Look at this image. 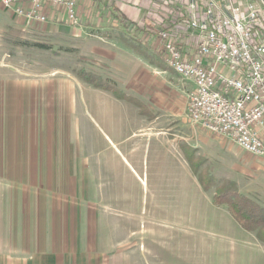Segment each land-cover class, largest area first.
Listing matches in <instances>:
<instances>
[{
	"label": "rangeland",
	"instance_id": "obj_1",
	"mask_svg": "<svg viewBox=\"0 0 264 264\" xmlns=\"http://www.w3.org/2000/svg\"><path fill=\"white\" fill-rule=\"evenodd\" d=\"M120 1L115 4L132 23L130 31L113 19L104 0H90L81 13L78 9L77 26L54 15L65 16L61 9H44L42 23L7 10L0 0L2 264L8 252L17 253L23 246L31 251H38L40 243L49 251L72 246L81 252L87 242L102 244L107 237L117 238L103 228L98 234L87 231L90 221L92 229L96 207H103L104 112L117 115L122 129L135 130L138 141L167 138L174 142L176 159L190 147L204 161L191 179L206 173L216 181L207 190L213 195L221 187L235 185L239 195L264 209V157L251 155L193 123L187 115L191 84L168 68L150 65L122 42L134 43L138 38L148 55L161 64L156 57L159 27L155 21L165 20L166 12H152V0L130 9ZM78 70L138 99L152 119L85 84L75 76ZM89 164L98 176L87 175ZM215 206H221L224 215L229 212L226 205ZM104 220L111 226V219ZM131 221L126 224L128 230L134 229L135 219ZM129 241L133 243V238Z\"/></svg>",
	"mask_w": 264,
	"mask_h": 264
},
{
	"label": "crops",
	"instance_id": "obj_2",
	"mask_svg": "<svg viewBox=\"0 0 264 264\" xmlns=\"http://www.w3.org/2000/svg\"><path fill=\"white\" fill-rule=\"evenodd\" d=\"M145 1L120 3L130 9ZM77 3L81 13L91 2ZM20 4L29 8L27 0ZM54 15L65 18L57 12ZM104 113L103 207H96L92 229L90 221L87 231L98 234L104 229L117 238L107 237L102 244L87 242L81 252L72 246L56 251L46 250L41 243L38 251L23 246L17 253L8 252L4 264H264V243L240 227L228 211L224 215L221 206L214 205V195L204 191L196 177L191 179L185 150L176 159L174 142L167 138L138 141L135 130L121 128L117 115ZM87 169L89 177L99 175L92 173L90 164ZM104 219H111V226ZM133 219L134 229H126ZM128 235L133 236L129 237L133 243ZM2 261L0 254V264Z\"/></svg>",
	"mask_w": 264,
	"mask_h": 264
},
{
	"label": "built area",
	"instance_id": "obj_3",
	"mask_svg": "<svg viewBox=\"0 0 264 264\" xmlns=\"http://www.w3.org/2000/svg\"><path fill=\"white\" fill-rule=\"evenodd\" d=\"M2 0L7 10L45 22L44 9L79 24L77 0ZM163 64L193 85L187 115L245 152L264 157V0H152ZM157 18V16H155Z\"/></svg>",
	"mask_w": 264,
	"mask_h": 264
},
{
	"label": "trees",
	"instance_id": "obj_4",
	"mask_svg": "<svg viewBox=\"0 0 264 264\" xmlns=\"http://www.w3.org/2000/svg\"><path fill=\"white\" fill-rule=\"evenodd\" d=\"M104 6L112 15L113 19L121 23L125 29L132 30V23L125 17V14L120 8L116 7L117 0H104ZM143 33H145L143 31ZM123 38V37H122ZM121 38V39H122ZM134 38V37H133ZM135 40V41H134ZM134 43L130 40L122 39V42L130 48L133 52L144 57L150 65L159 69L165 68L159 53L156 57L162 62L158 63L152 56L148 55L147 50L142 47L138 38L133 39ZM166 70V69H165ZM75 76L85 84L106 92L111 93L116 99L125 101L138 109L139 115L145 116L148 120L152 119V114L145 105L138 99L130 97L123 92H120L114 86L108 84L98 76L78 70L74 72ZM186 160L194 174H197L199 168L203 165L204 161L200 157H195L193 149L186 146ZM203 190L207 191L216 184V181L208 174H200L197 176ZM214 205H226L231 216L234 220L248 232H255L256 238L259 242L264 243V209L256 205L254 202L238 194L235 185L229 188L221 187L216 190L214 195Z\"/></svg>",
	"mask_w": 264,
	"mask_h": 264
}]
</instances>
